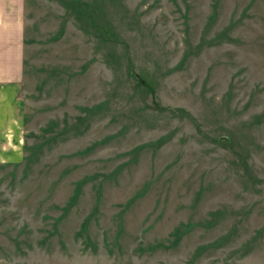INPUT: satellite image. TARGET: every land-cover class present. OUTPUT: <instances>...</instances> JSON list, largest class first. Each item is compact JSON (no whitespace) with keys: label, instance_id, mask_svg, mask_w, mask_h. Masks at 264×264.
<instances>
[{"label":"rangeland","instance_id":"rangeland-1","mask_svg":"<svg viewBox=\"0 0 264 264\" xmlns=\"http://www.w3.org/2000/svg\"><path fill=\"white\" fill-rule=\"evenodd\" d=\"M25 20L0 264H264V0H26Z\"/></svg>","mask_w":264,"mask_h":264},{"label":"crops","instance_id":"crops-1","mask_svg":"<svg viewBox=\"0 0 264 264\" xmlns=\"http://www.w3.org/2000/svg\"><path fill=\"white\" fill-rule=\"evenodd\" d=\"M25 12L26 0H0V136L16 122L14 94L22 77Z\"/></svg>","mask_w":264,"mask_h":264}]
</instances>
